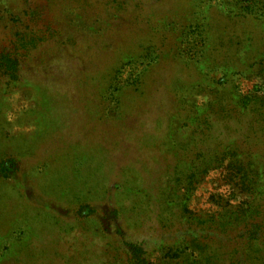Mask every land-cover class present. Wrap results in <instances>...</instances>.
I'll use <instances>...</instances> for the list:
<instances>
[{"label":"rangeland","instance_id":"rangeland-1","mask_svg":"<svg viewBox=\"0 0 264 264\" xmlns=\"http://www.w3.org/2000/svg\"><path fill=\"white\" fill-rule=\"evenodd\" d=\"M5 56L0 264H264V0H0Z\"/></svg>","mask_w":264,"mask_h":264},{"label":"trees","instance_id":"trees-1","mask_svg":"<svg viewBox=\"0 0 264 264\" xmlns=\"http://www.w3.org/2000/svg\"><path fill=\"white\" fill-rule=\"evenodd\" d=\"M0 72H2L8 78L9 82L17 81V79H18V76H17L18 62L16 61V59H14V58L11 59L8 56L1 57L0 58ZM255 231H256V227H252L249 230V233L252 234ZM128 249H130V247H128ZM128 253L130 255V261L129 262L131 264H133L135 258L132 254H130L129 251H128ZM137 262H138L137 264H147L144 261H137Z\"/></svg>","mask_w":264,"mask_h":264}]
</instances>
